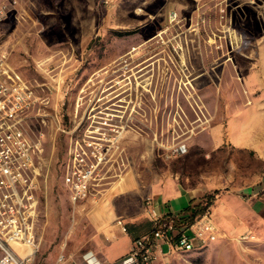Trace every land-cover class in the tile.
Instances as JSON below:
<instances>
[{
    "label": "rangeland",
    "instance_id": "obj_1",
    "mask_svg": "<svg viewBox=\"0 0 264 264\" xmlns=\"http://www.w3.org/2000/svg\"><path fill=\"white\" fill-rule=\"evenodd\" d=\"M0 43L23 79L58 89L47 113L62 105L66 129L77 103L111 98L123 116V162L96 188L99 203L114 198L97 216L67 199V136L50 115L35 127L45 175L32 264L86 251L106 213L136 211L158 180L207 189L202 207L212 198V214L225 203L238 216L237 230L166 264H264V217L247 199L264 180V136L232 141L239 116L264 130V0H0Z\"/></svg>",
    "mask_w": 264,
    "mask_h": 264
},
{
    "label": "built area",
    "instance_id": "obj_2",
    "mask_svg": "<svg viewBox=\"0 0 264 264\" xmlns=\"http://www.w3.org/2000/svg\"><path fill=\"white\" fill-rule=\"evenodd\" d=\"M57 90L46 83L35 86L23 79L0 43V264H32L39 251L37 224L45 175V134L35 127L47 126L49 115L56 121L57 131L68 139L62 178L72 205L96 199L100 193L96 188L104 185L112 163L123 162L117 156L124 128L118 119L123 116L110 103L111 98L99 105H87L82 111L81 105L75 104L72 113L67 112L70 128L66 129L62 105L61 111L55 105L54 115L47 113ZM145 204L153 230L136 239L117 264H156L161 258L204 248L222 234L210 208L192 219V211L160 215L151 199ZM116 223L124 233L128 231L122 219ZM15 245L28 252L20 255ZM86 257L89 264H100L94 257ZM66 260L62 254L57 263Z\"/></svg>",
    "mask_w": 264,
    "mask_h": 264
},
{
    "label": "crops",
    "instance_id": "obj_3",
    "mask_svg": "<svg viewBox=\"0 0 264 264\" xmlns=\"http://www.w3.org/2000/svg\"><path fill=\"white\" fill-rule=\"evenodd\" d=\"M249 115L248 117H250ZM232 125V141L234 144L250 146V144L261 143L260 137L264 136L263 128H256V126L254 128L247 120H243L242 116L238 117L237 122L233 121ZM262 182L257 187L247 189V199L254 210L264 217V190L262 189L264 180ZM98 192L101 191L98 190ZM207 192V189L185 188L175 180H158L151 184L150 192L146 194L145 198L142 196V202L151 199L153 207L160 215L169 213L184 215L188 213L186 210L189 207L201 205ZM103 197L104 199L101 203H99L98 199L92 198L80 205L91 207L95 216L101 215L105 213L104 208L107 203L114 198L109 190L104 192ZM110 213L108 212L104 215L101 230L94 235L89 248L86 251L72 253L63 264H89L86 255L94 257L100 264H117L122 257L130 252L134 239L149 233L152 228L146 205L143 203L134 212L120 213L117 211L114 215ZM212 215L221 233L223 231L222 228L228 231L238 229L235 228L238 216L225 203L217 206ZM96 219L99 218L95 217ZM117 219H122L127 226L128 231L126 233L116 223ZM172 256L161 258L156 264H166Z\"/></svg>",
    "mask_w": 264,
    "mask_h": 264
},
{
    "label": "trees",
    "instance_id": "obj_4",
    "mask_svg": "<svg viewBox=\"0 0 264 264\" xmlns=\"http://www.w3.org/2000/svg\"><path fill=\"white\" fill-rule=\"evenodd\" d=\"M212 202V198H210L209 199V201H208V203L205 205V206H203L202 207V204L201 205H197L196 206V208L194 209V210H192L191 209V207H189L186 211L187 212H191L192 211V219L197 215V214H199V213H201V212H203L204 210H206L208 207V205L210 204ZM151 226H152V228H151V230H150V232L153 230V224L151 223ZM149 232V233H150ZM149 233H147V234H149ZM146 235V234H145ZM138 239V238H137ZM136 239H134V241H135Z\"/></svg>",
    "mask_w": 264,
    "mask_h": 264
},
{
    "label": "bare ground",
    "instance_id": "obj_5",
    "mask_svg": "<svg viewBox=\"0 0 264 264\" xmlns=\"http://www.w3.org/2000/svg\"><path fill=\"white\" fill-rule=\"evenodd\" d=\"M15 249H17L18 253L22 256H24L28 251H25V249L20 248L19 246L15 245Z\"/></svg>",
    "mask_w": 264,
    "mask_h": 264
}]
</instances>
